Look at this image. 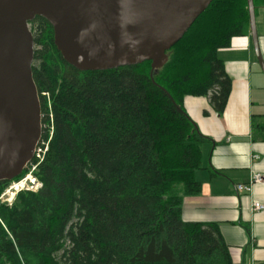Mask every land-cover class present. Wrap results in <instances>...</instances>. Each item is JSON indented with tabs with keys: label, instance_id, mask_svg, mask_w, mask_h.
<instances>
[{
	"label": "trees",
	"instance_id": "16d2710c",
	"mask_svg": "<svg viewBox=\"0 0 264 264\" xmlns=\"http://www.w3.org/2000/svg\"><path fill=\"white\" fill-rule=\"evenodd\" d=\"M30 26L48 150L33 162L42 188L0 205V264H233L218 225L183 220L184 199L202 191L207 141L183 101L209 96L224 112L231 80L219 52L250 37L247 0H214L154 81L150 62L81 72L45 19Z\"/></svg>",
	"mask_w": 264,
	"mask_h": 264
},
{
	"label": "water",
	"instance_id": "95a60500",
	"mask_svg": "<svg viewBox=\"0 0 264 264\" xmlns=\"http://www.w3.org/2000/svg\"><path fill=\"white\" fill-rule=\"evenodd\" d=\"M214 0H0V183L19 178L42 137L33 78L37 17L53 28L63 60L81 72L151 63L150 76ZM250 38L264 74L254 0H247ZM154 81V80H153Z\"/></svg>",
	"mask_w": 264,
	"mask_h": 264
},
{
	"label": "crops",
	"instance_id": "0c3cea01",
	"mask_svg": "<svg viewBox=\"0 0 264 264\" xmlns=\"http://www.w3.org/2000/svg\"><path fill=\"white\" fill-rule=\"evenodd\" d=\"M261 54L264 58V8L256 9ZM231 80V93L219 115L209 96H188L183 110L206 138L202 168L196 173L201 194L186 197L182 215L187 223L216 224L229 247L233 264H264V74L250 37H237L219 52ZM252 194L237 191L253 176Z\"/></svg>",
	"mask_w": 264,
	"mask_h": 264
},
{
	"label": "built area",
	"instance_id": "2783aa9c",
	"mask_svg": "<svg viewBox=\"0 0 264 264\" xmlns=\"http://www.w3.org/2000/svg\"><path fill=\"white\" fill-rule=\"evenodd\" d=\"M44 129H46V128H45V126L42 125V132L43 133H44ZM47 150H48V142H45L41 138V140L39 141V143H38V145L36 147L34 159H33L32 162H30V164L26 168L27 171H29V170L31 171L30 177H31V180H33L31 182L38 184V186H39L38 190L42 188V184L38 182V180H37V178L35 176H32V173H34L36 171L37 167H38V164L37 163H33V162H34V160L39 161V162L42 161L43 158H44L45 153L47 152ZM262 181H263V178H262L261 175H255V176H253V178L251 179L249 184L238 185L237 186V191L239 193H243V194H252L254 185L255 184H259ZM23 183H24V181L19 182L18 184H16L13 187V189H15L16 191H21V190H24V189L27 190ZM27 191H30V190H27ZM31 191H33V190H31ZM252 207H253V211L254 212H260V211L264 210V205H262L261 203H259L257 201L253 202V206Z\"/></svg>",
	"mask_w": 264,
	"mask_h": 264
},
{
	"label": "rangeland",
	"instance_id": "374dc122",
	"mask_svg": "<svg viewBox=\"0 0 264 264\" xmlns=\"http://www.w3.org/2000/svg\"><path fill=\"white\" fill-rule=\"evenodd\" d=\"M30 29H31V26H30ZM37 50L38 48L37 47H34V50ZM33 64H34V66H38V63L37 62H33ZM45 95V94H44ZM47 96V98H48V100H49V96L48 95H46ZM48 106H50V101H48ZM48 130H52L51 128L49 129L48 128ZM36 172V171H35ZM35 172L34 173H32V176H35L34 174H35ZM30 175H31V171L29 170L28 172H27V174L23 177V178H21L20 180H18V181H15V182H13V183H11L6 189H5V191L0 195V205H7V206H12L13 204H14V202H15V200H16V198H17V195L20 193V192H38L39 190H38V188H39V186H38V184L37 183H32L31 181H33V180H31V177H30ZM29 178H28V177ZM22 181H24V185H25V188L27 189V190H30V191H27V190H21V191H16L15 189H13V187L16 185V184H18L19 182H22ZM39 182V181H38ZM31 190H33V191H31Z\"/></svg>",
	"mask_w": 264,
	"mask_h": 264
},
{
	"label": "bare ground",
	"instance_id": "6f19581e",
	"mask_svg": "<svg viewBox=\"0 0 264 264\" xmlns=\"http://www.w3.org/2000/svg\"><path fill=\"white\" fill-rule=\"evenodd\" d=\"M42 135H43V132H42ZM42 138V137H41ZM25 170H27V169H25Z\"/></svg>",
	"mask_w": 264,
	"mask_h": 264
}]
</instances>
